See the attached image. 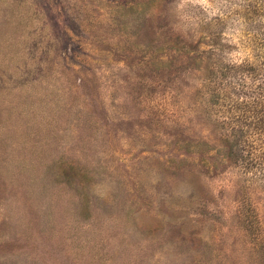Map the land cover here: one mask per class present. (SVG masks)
I'll return each mask as SVG.
<instances>
[{"label": "rangeland", "instance_id": "rangeland-1", "mask_svg": "<svg viewBox=\"0 0 264 264\" xmlns=\"http://www.w3.org/2000/svg\"><path fill=\"white\" fill-rule=\"evenodd\" d=\"M263 75L264 0H0V264H264Z\"/></svg>", "mask_w": 264, "mask_h": 264}, {"label": "trees", "instance_id": "trees-1", "mask_svg": "<svg viewBox=\"0 0 264 264\" xmlns=\"http://www.w3.org/2000/svg\"><path fill=\"white\" fill-rule=\"evenodd\" d=\"M261 78L252 88H237V94H245L228 98L233 101V109L230 112L226 109L227 116L217 121L238 168L244 172L252 169L254 177L264 180V75ZM249 114L252 117L246 116Z\"/></svg>", "mask_w": 264, "mask_h": 264}]
</instances>
